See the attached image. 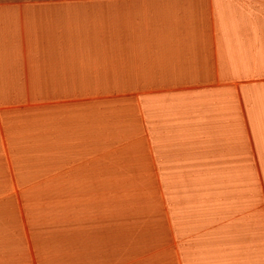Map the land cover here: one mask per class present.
Instances as JSON below:
<instances>
[{
	"label": "crops",
	"instance_id": "obj_1",
	"mask_svg": "<svg viewBox=\"0 0 264 264\" xmlns=\"http://www.w3.org/2000/svg\"><path fill=\"white\" fill-rule=\"evenodd\" d=\"M0 264H264V0H0Z\"/></svg>",
	"mask_w": 264,
	"mask_h": 264
}]
</instances>
